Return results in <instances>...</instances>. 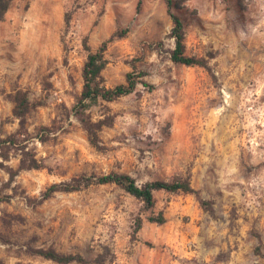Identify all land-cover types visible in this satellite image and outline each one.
Masks as SVG:
<instances>
[{
    "label": "rangeland",
    "instance_id": "rangeland-1",
    "mask_svg": "<svg viewBox=\"0 0 264 264\" xmlns=\"http://www.w3.org/2000/svg\"><path fill=\"white\" fill-rule=\"evenodd\" d=\"M173 11L185 54L207 68L171 60L165 0H10L0 21V141L10 138L0 264H61L35 252L46 248L85 261L66 264H264V0H183ZM113 33L105 84L130 75L136 86L86 112L103 123L95 147L75 109L84 40L95 50ZM17 90L32 104L22 124ZM224 92L236 96L231 108ZM21 148L42 167L21 169ZM112 172L139 185L189 177L198 194L159 190L147 206L92 183L45 196Z\"/></svg>",
    "mask_w": 264,
    "mask_h": 264
},
{
    "label": "trees",
    "instance_id": "trees-1",
    "mask_svg": "<svg viewBox=\"0 0 264 264\" xmlns=\"http://www.w3.org/2000/svg\"><path fill=\"white\" fill-rule=\"evenodd\" d=\"M168 7V13L172 21V27L168 36L174 41V48L170 52V58L173 62L183 64L186 66H201L207 68V63L204 58L194 57L185 54L184 45V22L182 18L173 10L181 8L183 0H165ZM10 0H0V21L3 20L5 13L9 8ZM113 33L107 40H104L95 50L86 45L84 40V47L87 51L86 60L82 68V90L76 97L75 109L82 123L83 128L86 130L90 143L98 147V131L102 127V122H93L87 115L90 107L97 105L100 101H113L123 95L132 92L136 86V80L128 75L126 83L118 84L114 87H108L105 84L102 76V71L107 65V60L104 56L108 43L115 37ZM146 75V72H140V77ZM146 85V83H145ZM14 108L13 115L23 123L26 114L32 108L31 101L25 91L17 90L13 97ZM10 141V138L0 141V156L2 160L8 159V151H5L4 144ZM24 152V148H21ZM24 158L20 160L21 169L41 168L42 165L33 156H28L24 152ZM0 168H5V165L0 161ZM92 183L107 184L113 183L121 187L125 192L143 201L147 206H153L155 199L153 193L155 191L163 190L168 193H184V194H198L189 180V177H176L170 181L153 180L145 182L142 185L136 183V180L129 174L124 173H108L100 176H80L73 178L68 182L59 185L54 184L46 191L45 196H49L54 191L72 192L80 190ZM150 221L159 224L164 222V217L159 215L149 219ZM42 257L52 260L56 263L66 264L70 262L83 263L84 258L79 254H63L55 251L53 248L38 249L35 251Z\"/></svg>",
    "mask_w": 264,
    "mask_h": 264
},
{
    "label": "bare ground",
    "instance_id": "bare-ground-1",
    "mask_svg": "<svg viewBox=\"0 0 264 264\" xmlns=\"http://www.w3.org/2000/svg\"><path fill=\"white\" fill-rule=\"evenodd\" d=\"M224 97H225L224 102L226 103V105H228L231 108L234 104V100L236 97L235 94H229L228 92H224ZM209 116L211 117L212 121L217 118V116L214 113H211Z\"/></svg>",
    "mask_w": 264,
    "mask_h": 264
}]
</instances>
